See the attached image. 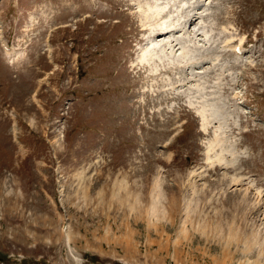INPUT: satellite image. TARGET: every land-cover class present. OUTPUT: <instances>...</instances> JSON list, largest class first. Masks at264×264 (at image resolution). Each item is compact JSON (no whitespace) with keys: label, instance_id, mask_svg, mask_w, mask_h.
<instances>
[{"label":"rangeland","instance_id":"rangeland-1","mask_svg":"<svg viewBox=\"0 0 264 264\" xmlns=\"http://www.w3.org/2000/svg\"><path fill=\"white\" fill-rule=\"evenodd\" d=\"M196 1L0 0V264H264V0Z\"/></svg>","mask_w":264,"mask_h":264},{"label":"bare ground","instance_id":"bare-ground-1","mask_svg":"<svg viewBox=\"0 0 264 264\" xmlns=\"http://www.w3.org/2000/svg\"><path fill=\"white\" fill-rule=\"evenodd\" d=\"M196 1V0H195ZM156 2V1H155ZM184 2V1H183ZM193 2V1H192ZM197 2V1H196ZM194 2V4L198 5L199 3H196ZM193 4V5H194ZM196 7V6H195ZM198 7V6H197ZM69 8V7H68ZM202 8V7H201ZM201 8H199L197 11H199ZM65 10V9H64ZM67 10V9H66ZM164 8L163 7H160L158 4L156 5V3L154 4V2H148L147 3V6H146V10H145V18L149 20H153L155 21L156 19L159 20L158 18H160L161 16V12L163 11L164 12ZM198 16L199 18L198 19H203L204 17L203 16H207L206 14H203L201 12H196L195 15L192 17V18H189V23L190 25L197 20V17ZM193 19V20H192ZM202 21V20H201ZM188 22V21H186ZM79 23V22H78ZM175 27L174 25H169L163 29H160L153 33L151 35H153L155 38L156 37H159V36H166L168 35L169 33H173V31L175 30ZM144 30H147V29H143ZM171 49V44L170 43H167V44H161L160 46H157V44H152V45H149L147 48L143 49L139 55V59L137 62H139V64L143 65V67L141 66V69H144L145 66H151V65H154L155 67L152 68V73L154 74H160V72L162 70L159 69L158 65L162 64V63H165L167 65V63L169 62V59L170 57H168V52L169 50ZM171 52L173 51L172 49L170 50ZM170 53V52H169ZM174 53V52H173ZM184 54V53H183ZM170 55V54H169ZM174 56V55H173ZM183 58V57H182ZM172 59V58H171ZM184 60V58H183ZM186 60V59H185ZM175 61V60H174ZM178 61V60H176ZM187 61V60H186ZM184 61V62H186ZM179 62V61H178ZM171 63V62H170ZM164 64V65H165ZM173 64V63H172ZM171 64V65H172ZM180 64V63H179ZM178 64V65H179ZM187 64V63H186ZM136 64H134L135 66ZM177 65V64H176ZM168 66V65H167ZM174 66V65H173ZM188 66V65H187ZM191 66V65H190ZM169 67V66H168ZM172 67V66H171ZM181 67V66H180ZM184 67V66H183ZM182 67V68H183ZM170 69V68H169Z\"/></svg>","mask_w":264,"mask_h":264}]
</instances>
